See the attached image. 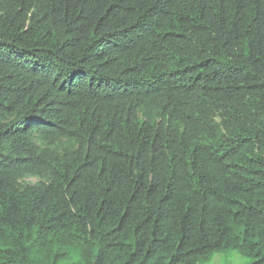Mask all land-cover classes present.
Listing matches in <instances>:
<instances>
[{"label": "trees", "instance_id": "16d2710c", "mask_svg": "<svg viewBox=\"0 0 264 264\" xmlns=\"http://www.w3.org/2000/svg\"><path fill=\"white\" fill-rule=\"evenodd\" d=\"M264 264V0H0V264Z\"/></svg>", "mask_w": 264, "mask_h": 264}, {"label": "rangeland", "instance_id": "374dc122", "mask_svg": "<svg viewBox=\"0 0 264 264\" xmlns=\"http://www.w3.org/2000/svg\"><path fill=\"white\" fill-rule=\"evenodd\" d=\"M217 264H224V262H222L220 259H217L216 260ZM214 264V263H213ZM228 264V263H227ZM230 264H235V261L234 262H231ZM237 264V263H236Z\"/></svg>", "mask_w": 264, "mask_h": 264}]
</instances>
